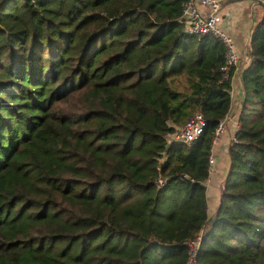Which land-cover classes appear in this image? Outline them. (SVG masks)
Listing matches in <instances>:
<instances>
[{"label": "trees", "instance_id": "16d2710c", "mask_svg": "<svg viewBox=\"0 0 264 264\" xmlns=\"http://www.w3.org/2000/svg\"><path fill=\"white\" fill-rule=\"evenodd\" d=\"M186 4L0 0V264H188L198 236L195 264H264V5L208 213L235 68L222 80V41L184 31ZM195 112L201 136L171 143Z\"/></svg>", "mask_w": 264, "mask_h": 264}, {"label": "built area", "instance_id": "2783aa9c", "mask_svg": "<svg viewBox=\"0 0 264 264\" xmlns=\"http://www.w3.org/2000/svg\"><path fill=\"white\" fill-rule=\"evenodd\" d=\"M222 2L223 0H187L181 21L183 29L187 34L197 36L212 35L219 38L225 47V63L220 67L223 73L222 80L227 78L229 71L239 64V55L236 51L234 41L230 35L219 30L218 24L222 20ZM259 4L264 5V1L257 0L256 7ZM206 125L205 118L201 112H195L182 126L176 128L173 132L170 142H180L191 145L201 136ZM226 126V117L219 123L215 129V136L211 146L218 142L219 137L223 134ZM214 158L210 155L208 159V177L205 185L210 183V174L212 173ZM167 183L166 178H158L156 184L162 187ZM201 237L198 236L194 240L189 241L190 258L188 264H195L196 252L199 247Z\"/></svg>", "mask_w": 264, "mask_h": 264}, {"label": "crops", "instance_id": "0c3cea01", "mask_svg": "<svg viewBox=\"0 0 264 264\" xmlns=\"http://www.w3.org/2000/svg\"><path fill=\"white\" fill-rule=\"evenodd\" d=\"M256 1L257 0H223L222 2V19L226 18V20L224 21V24L221 25V28L224 30L225 33H227L232 37L236 51L239 55V64L235 67V70H233L231 74L230 96L232 101H231L230 111L226 116V126L224 129V132L226 129L229 130V137H228L229 143L231 141L230 137L232 135L234 136L235 134L238 124L237 116L240 111V107L242 105V102H240L243 94L242 83H241V70L248 63L246 59L248 60L250 57L246 55L248 52L246 45L249 40V33H250L249 23L253 13L255 12V9L257 8ZM220 140L221 137H219L218 142L213 145L211 151V156L214 158V164L216 163L214 157V148L220 142ZM225 174L219 180L221 181L220 186H222L223 180H225ZM211 175H214V178L216 176V169L214 165H213L212 173L210 174V183L208 186H206V194L208 193V189L210 188L211 183L213 182V178L211 177ZM220 186H219V194L222 190V187ZM210 195L212 197L216 196V188H210ZM207 206H208L207 207L208 213L210 212L214 213L215 210H213L214 208H211L209 206V203H207Z\"/></svg>", "mask_w": 264, "mask_h": 264}, {"label": "rangeland", "instance_id": "374dc122", "mask_svg": "<svg viewBox=\"0 0 264 264\" xmlns=\"http://www.w3.org/2000/svg\"><path fill=\"white\" fill-rule=\"evenodd\" d=\"M256 3H257V1H256ZM255 12L256 13L258 12L257 8L255 9ZM257 19H258V15H257ZM225 20H226V18H223L221 23L218 24V28L221 31H224L221 28V25L224 24ZM246 55L249 57V52H247ZM237 127H238V124H237ZM220 137H221L220 142L214 148V157H215V160H216V163L214 164V166H215V169H216V176L214 178V175H211V177L213 178V182L211 183V186H210V188H216V196L212 197L210 195V188L208 189V193L206 194L207 203H209V206L211 208H214V210H215L214 213L216 212V210L218 208L219 199L221 197V192L219 194V186H220L221 181H219V180L224 176V174H225V172L227 170L226 166L228 168V156H229L228 155V151H229V139H228V137H229V130L226 129L224 134H222ZM234 139H235V134H234V136L232 135L230 137V140H234ZM226 176H227V172L225 174V178H226ZM223 183H224V180H223ZM220 187H223V184ZM167 193H169V191H167ZM166 202L167 201H165L164 204ZM167 206H168V204H167Z\"/></svg>", "mask_w": 264, "mask_h": 264}]
</instances>
